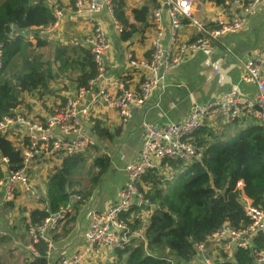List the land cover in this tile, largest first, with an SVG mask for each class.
Returning a JSON list of instances; mask_svg holds the SVG:
<instances>
[{"label":"built area","instance_id":"obj_1","mask_svg":"<svg viewBox=\"0 0 264 264\" xmlns=\"http://www.w3.org/2000/svg\"><path fill=\"white\" fill-rule=\"evenodd\" d=\"M116 1L67 0L74 20L83 25V45L88 49L96 71L87 88H75L69 96L47 108L44 115L32 114L20 107L14 115L0 120V135L22 155V167L18 170H11L7 159L0 157V209L13 205L20 196L32 201L30 210L22 218L28 248L31 259L37 258L36 246L43 244L47 264H112L116 251L130 245L132 238L143 241V229L129 235L121 215L135 207L144 209L150 205L141 186L148 171L155 170L167 177L170 168L164 165L166 161L180 160L189 164L199 160L202 149L194 144L193 137L205 126L215 129L218 121L224 124L236 122L242 128L248 124L264 128V49H261L254 51L252 59L242 65L241 80L255 87L253 98L247 99L236 90H229L205 104L193 106L181 122L157 126L143 122L137 157L124 166L125 183L112 204L91 215L79 247L50 258L53 235L75 207L83 202V198L80 194H72L65 205L57 212L49 213L40 224L30 223L29 212L33 205L40 206L35 202L40 196L29 178V168L41 166L53 170L63 157L85 154L96 146L98 141L86 124L91 107L114 112L118 127L124 129L132 118L133 110L144 106L161 81L189 55L210 50L221 44L227 34L239 32L244 25L239 12L252 14L262 2L225 0L223 7L229 9V19H217L215 28L206 29L194 15V0H153L150 32L146 36L149 57L136 59L131 51L126 52V73L115 77L107 70V60L111 54L109 32L117 36L123 32L114 17ZM56 3L58 1L50 3L54 23L44 30L46 33L58 31L64 23L65 15ZM185 26L193 30V38L183 39ZM224 51L229 52L228 49ZM2 66L3 43L0 42V71ZM240 202L248 225L235 230L228 223H223L206 243L194 245L197 256L193 264L233 262V254L237 250L248 251L253 264H264V248L257 249L253 244L258 235H264V199L259 207L252 206L243 197ZM12 207L14 209V205ZM36 208L48 212L43 204ZM3 218L0 211V239L6 235Z\"/></svg>","mask_w":264,"mask_h":264},{"label":"trees","instance_id":"obj_2","mask_svg":"<svg viewBox=\"0 0 264 264\" xmlns=\"http://www.w3.org/2000/svg\"><path fill=\"white\" fill-rule=\"evenodd\" d=\"M52 1L58 0H0V42L3 43L0 120L14 115L20 107L30 111L23 95L36 94L39 99L56 96L53 85L58 79L73 83L76 89L87 88L96 75L85 46L57 45L53 59L42 61L34 51L45 47L47 42L33 35V45L24 37V31L42 32L54 23ZM210 1L223 7L225 0ZM148 11L147 6L128 9L125 0L114 3L115 20L123 28L118 37L120 42L144 33ZM216 126L215 129L205 126L193 137L194 144L202 149L199 160L189 164L169 160L164 163L170 168L169 176L155 170L143 176L141 186L145 187L144 198L150 205L144 209L135 207L121 215L129 235L143 229V241L134 239L116 251L112 264H193L197 256L194 245L206 243L223 223L235 230L248 225L240 198L255 207L263 202L264 128L252 124L242 128L236 122L219 121ZM91 131L98 141L91 149L92 154L87 151L61 159L59 166L46 177L45 197L38 199L48 212L31 210L30 223L40 224L49 213L65 205L72 194H80L83 200L92 194L110 164L108 157L99 155L100 145L112 143L118 131L111 133L98 119H92ZM0 157L7 159L11 170L22 167L21 151L1 135ZM85 181L89 189L82 187ZM146 212L147 221L143 223ZM69 231L70 228H63L61 235ZM253 242L255 248L263 249L264 235H258ZM36 249L39 256L28 264H47L45 246L39 244ZM223 264H253V260L248 251L237 250L233 262Z\"/></svg>","mask_w":264,"mask_h":264},{"label":"crops","instance_id":"obj_3","mask_svg":"<svg viewBox=\"0 0 264 264\" xmlns=\"http://www.w3.org/2000/svg\"><path fill=\"white\" fill-rule=\"evenodd\" d=\"M56 4L60 6L65 15L64 23L58 30L64 24L77 27V30H81L80 39L76 43L68 45L84 46L82 40L83 25L74 20L71 6L67 0H58ZM125 4L128 9L148 7L147 27L142 30L143 34H137L132 40L124 43L118 40L119 36L109 32L111 54L107 60V70L115 77H121L126 73V52L131 51L136 59L149 57L146 36L150 32V14L154 7L153 0H125ZM192 9L194 15L204 23L206 29L215 28L217 19H229V9L222 6L218 7L210 0H194ZM239 15L244 18L243 28L239 32L227 34L221 44L215 45L210 50H202L189 55L168 77L161 81L144 106L133 110L132 118L124 129L118 127V119L114 112L104 111L97 106L91 107L90 115L86 119L88 127H92V119H98L111 133L118 131V135L112 143L100 145L99 155L109 158V167L92 194L74 209V216L68 218L69 221L64 223L54 234L56 239L53 241L50 258H55L79 247L82 244V238L88 228L91 215L103 211L112 204L116 193L125 183L124 166L137 157L142 140L141 124L143 122L154 126L181 122L193 106L205 104L229 90H236L247 99L254 97L255 87L243 82L241 73L242 65L252 59L253 52L264 49V0L257 6L254 13L242 15L239 12ZM184 24L186 25V22ZM54 35L61 34L54 31ZM194 35L193 30L185 26L183 39H191ZM64 38L66 41L67 38ZM226 49L229 50L228 53L224 51ZM61 83L63 86L64 84L67 85L65 81H61ZM70 84H72L73 93L75 85ZM70 93L66 91L65 93H57L56 96L58 97L43 96L42 99L33 94V96L36 95L35 100L30 99L31 94H29L24 99L32 114L44 115L47 108L62 101ZM86 182V189H89L88 181ZM35 187L40 196L39 199L45 197L44 184L40 183ZM142 188L145 189L144 186ZM31 203L32 201L29 199L20 196L13 204L15 210L13 217L22 219L30 210L29 204ZM38 204L41 206L42 203L39 202ZM19 206H21L20 210ZM40 206L35 204L33 209ZM3 217L5 218H3L5 228L6 223L9 222L10 224L11 221H6L5 215ZM18 219L15 221L18 222ZM146 221L147 218L143 219V223ZM63 228H70L65 236L61 235ZM25 250L29 263L32 259L28 246Z\"/></svg>","mask_w":264,"mask_h":264},{"label":"rangeland","instance_id":"obj_4","mask_svg":"<svg viewBox=\"0 0 264 264\" xmlns=\"http://www.w3.org/2000/svg\"><path fill=\"white\" fill-rule=\"evenodd\" d=\"M61 35H54L53 33H46L45 31H36L32 30L28 33L29 41L34 45L33 35L41 37L43 40L47 42V45L43 48H37L34 53L42 60V61H51L54 55V48L57 45L61 44H74L80 39L81 30H77V27H71L70 25L64 24V26L57 31ZM67 40L65 41V38ZM61 81H65L67 85H62ZM56 88V95L57 93H65L66 91L72 92V84H70L66 80H58L53 85ZM71 89V90H70ZM54 96V95H51ZM30 99L35 100L36 95H30ZM88 154H92V150L90 149ZM86 153V154H87ZM52 172V169H45L41 166H32L28 170V175L30 180L33 182L34 185L37 184H44L46 177L48 174ZM170 173H167L169 176ZM165 176V175H164ZM170 178V177H169ZM85 181L82 183V187L86 189ZM35 202H38L35 200ZM19 210L21 206H19ZM1 214L6 216V221H11L6 223V235L0 239V264H28L29 258H26L27 252L25 250L26 246H28V240L25 233V226L22 219L14 218L13 214H15V210L13 207H4L0 209ZM143 219L147 218V216H143ZM5 219V218H4ZM18 219V222L15 220ZM135 238H132L134 240ZM24 247V248H23Z\"/></svg>","mask_w":264,"mask_h":264},{"label":"water","instance_id":"obj_5","mask_svg":"<svg viewBox=\"0 0 264 264\" xmlns=\"http://www.w3.org/2000/svg\"><path fill=\"white\" fill-rule=\"evenodd\" d=\"M24 35L27 36L28 35V31H25ZM219 52L222 53V51H219Z\"/></svg>","mask_w":264,"mask_h":264}]
</instances>
